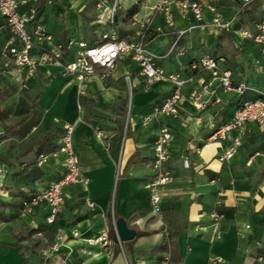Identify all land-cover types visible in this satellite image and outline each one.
<instances>
[{"label": "crops", "instance_id": "obj_1", "mask_svg": "<svg viewBox=\"0 0 264 264\" xmlns=\"http://www.w3.org/2000/svg\"><path fill=\"white\" fill-rule=\"evenodd\" d=\"M164 1L172 0H17L18 13L33 11L53 43L71 42L61 63L72 60L78 44L97 46L108 33L143 43L166 75L178 74L185 83L178 117L159 116L145 123L171 95L173 84L166 79L148 84L129 56L120 58L107 76L100 78L97 69L81 82L63 76L61 66L39 65L22 90L23 72L0 65V264H160L169 253L161 246L173 232V250L182 260L169 264H205L208 258L219 259L217 264H260L255 260L264 257V134L257 124L246 123L241 147L224 163L218 158L230 140L209 137L242 102L262 99L256 90L264 88L263 56L260 46L242 32L255 33V26L264 22V0H198L215 6L222 21L230 22L221 31L209 26L213 15L208 10L199 23L176 3L170 5L173 25L168 26L163 12L155 9ZM98 4L114 7L111 23L98 20ZM136 5L137 12L128 18ZM7 44L17 42L0 16V51ZM203 54L225 58L233 85L247 88L243 94L227 91L217 81L205 89L210 74L192 69ZM197 92L206 103L199 111L192 105ZM63 125L72 127V147L88 184L65 188L62 210L51 224L45 223L44 205L20 217L21 200L63 173L61 156L55 153ZM160 125L172 135L173 178L157 217L146 186ZM117 135L120 147L113 156L109 141ZM38 155L47 156L42 165L36 163ZM218 191L223 193L218 211L224 215L220 238L209 218ZM86 201L93 207L87 208ZM117 218L146 235L124 245L86 243L110 226L113 230ZM55 237L61 239L58 251L43 258Z\"/></svg>", "mask_w": 264, "mask_h": 264}, {"label": "built area", "instance_id": "obj_2", "mask_svg": "<svg viewBox=\"0 0 264 264\" xmlns=\"http://www.w3.org/2000/svg\"><path fill=\"white\" fill-rule=\"evenodd\" d=\"M243 1L248 2L249 0ZM172 3L178 4L183 12H190L199 23L203 20V12L208 10L213 15L209 26L215 30L221 31L228 29L230 26V22L222 21L216 7L213 5L205 6L198 0H172L164 1L155 8L163 12L165 22L170 27L173 25V17L170 10ZM17 7V0H0V16L6 22L11 39L17 42V45L7 44L1 49L0 65L6 67L11 64L14 68L23 72L24 76L18 90L25 88L26 81L39 65L52 64L61 66V74L63 76L72 77L77 82H81L88 77L95 76L97 69H99L98 75L100 78L107 76L120 58L129 56L139 65L148 84L161 79H166L173 84L171 95L159 107L154 108L151 116L144 118V122L147 123L152 119H157L159 116L173 119L178 117L181 88L185 82L178 74L166 75L162 68L155 64L157 56L152 54L143 43L137 40L125 41L118 39L113 34L105 33L101 36L102 42L97 46L85 47L83 44H78V50L72 60L62 64L61 53L64 49H68L71 46V42L66 45L53 43L51 36L45 31L43 26L34 20V12L30 11L28 15H21L18 13ZM97 8L100 9L97 15L98 20L111 23L114 7L106 8L98 4ZM199 27L204 28L206 25H199ZM255 28V33L242 32V35L260 46L264 62V22L257 24ZM157 31L159 32L160 30L158 29ZM32 50L37 52L35 57L31 55ZM225 64L226 60L223 57L203 54L193 64L192 69L207 71L210 74V80L205 84V89L217 81L223 89L227 91L234 90L238 94H243L247 88L244 85H233L230 72L224 68ZM126 79L128 80L129 78L127 77ZM256 92L262 99L242 102L233 113L229 122L220 126L209 137V141L214 142L230 140V145L218 158L221 163L231 161L237 154L243 142L245 135L244 125L246 123L257 124L264 134V88L256 90ZM192 105L197 111L206 107V103L202 101L201 93L197 92L193 95ZM232 132H236L233 137L231 136ZM71 135L72 127L63 125L59 145L55 152L61 156L62 175L57 180L50 182L45 189L24 197L20 202V217H25L31 214L35 207L44 205L47 208L45 223L51 224L62 210L65 188L70 185L87 186L88 179L80 171L78 160L72 147ZM96 136L102 137L101 132L97 131ZM171 142L172 135L170 130L166 126L160 125L153 145L152 178L146 186L151 212L157 217L161 215L164 189L171 183L173 178L172 170L169 167ZM262 155L264 156V152ZM46 158L47 156L45 155H38L36 158L37 165H42ZM183 165L187 168L189 166L188 160H184ZM222 196V191H218L216 202L209 214V218L216 230V238H220L218 228L224 218V215L218 211ZM85 205L87 208L93 207L90 201H86ZM249 228V225L245 226V229ZM72 235L76 236V233ZM86 243L100 244L102 247H106L110 240L107 237V232H102L94 239L86 240ZM60 244L61 239L55 237L50 247L42 252V257L46 259L56 253ZM219 262V259L208 258L205 264H217ZM255 262L264 264V257H257ZM169 263L170 254L167 253L160 264Z\"/></svg>", "mask_w": 264, "mask_h": 264}, {"label": "trees", "instance_id": "obj_3", "mask_svg": "<svg viewBox=\"0 0 264 264\" xmlns=\"http://www.w3.org/2000/svg\"><path fill=\"white\" fill-rule=\"evenodd\" d=\"M137 5L132 7L129 12H128V18H132V16L137 12ZM61 56L62 58L64 59V57L66 56V52L65 50L62 51L61 53ZM62 64H65L63 61H62ZM2 113L0 112V118H2ZM24 122H21V127H23V124ZM120 140H121V137L120 135H117V136H114L110 141H109V150L111 152V154L113 156H116L117 153L119 152V147H120ZM107 215L109 214V208L107 207ZM35 230H32L31 232H34ZM146 235V233H143V232H136V238H139V237H142ZM177 236V233L176 232H173V233H169L168 236H167V240L165 242V244L162 247V249H164L166 252H169L170 253V261L171 259L173 261H181L182 259L181 258H177L174 250H173V245H174V239L175 237ZM107 237L108 239L110 240V242H112L113 244H117L118 241H117V238H116V235H114V232L111 228V226L109 227V229L107 230ZM134 240L132 241H129L127 243H131L133 242ZM126 244V242H123L122 245ZM41 264H47V262L45 260H41Z\"/></svg>", "mask_w": 264, "mask_h": 264}, {"label": "water", "instance_id": "obj_4", "mask_svg": "<svg viewBox=\"0 0 264 264\" xmlns=\"http://www.w3.org/2000/svg\"><path fill=\"white\" fill-rule=\"evenodd\" d=\"M113 232L119 243L132 241L136 237V230L130 228L124 218L114 220Z\"/></svg>", "mask_w": 264, "mask_h": 264}, {"label": "rangeland", "instance_id": "obj_5", "mask_svg": "<svg viewBox=\"0 0 264 264\" xmlns=\"http://www.w3.org/2000/svg\"><path fill=\"white\" fill-rule=\"evenodd\" d=\"M161 214H162V211H161Z\"/></svg>", "mask_w": 264, "mask_h": 264}]
</instances>
